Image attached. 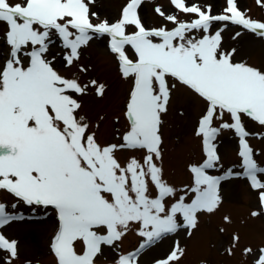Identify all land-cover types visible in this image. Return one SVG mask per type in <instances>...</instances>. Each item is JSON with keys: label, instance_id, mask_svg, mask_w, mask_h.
Returning a JSON list of instances; mask_svg holds the SVG:
<instances>
[{"label": "snow or ice", "instance_id": "1", "mask_svg": "<svg viewBox=\"0 0 264 264\" xmlns=\"http://www.w3.org/2000/svg\"><path fill=\"white\" fill-rule=\"evenodd\" d=\"M142 2L126 0L119 18L110 21L91 11L95 0H0V40L8 49L0 56V193L30 208L54 210L58 228L50 248L56 264H95L104 246L118 247L133 224L142 241L134 251L117 252L113 264H139L140 253L164 237L182 228L191 235L198 214L218 207L221 182L234 175L249 182L264 208V166L254 158L243 124L247 117L264 127V70L235 62L236 49H224L222 36L231 25L242 29L233 39L243 31L264 38V21L250 18L236 0H224L215 15L211 5L170 0L177 13L191 19L157 6L155 12L167 23L149 28L139 15ZM256 3L264 6V0ZM97 37L107 38L122 78L131 80L119 143L98 142L80 114L78 98L89 89L102 96L105 85L62 74L56 55L50 58V45L58 41L62 67L86 73L87 67L79 65L81 49ZM172 81L205 102L195 130L202 159L189 165L191 181L181 191L164 179L155 162L161 158V114L177 86ZM222 129L239 138L242 173L209 174L220 165L215 142ZM121 150L144 155L122 164L116 156ZM9 208L17 204L0 201V228L23 219ZM238 240L233 236V246ZM0 251L7 254L0 264H12L18 241L0 232ZM244 253L252 254L253 264H264V247ZM183 254L175 241L154 264H176Z\"/></svg>", "mask_w": 264, "mask_h": 264}, {"label": "rangeland", "instance_id": "2", "mask_svg": "<svg viewBox=\"0 0 264 264\" xmlns=\"http://www.w3.org/2000/svg\"><path fill=\"white\" fill-rule=\"evenodd\" d=\"M189 4L197 3L201 7L211 5L212 14H219L224 7V0H187ZM239 9L250 18L264 21V6L256 0H236ZM126 0H95L91 11L98 14L99 20L107 18L115 21L119 18L121 9ZM159 6L165 14H177L182 20L191 19L182 13H177L170 0H143L139 8V15L146 27L165 25L156 12ZM99 22L93 19V23ZM171 27L170 24L167 25ZM219 25L213 27V31ZM131 31V29H129ZM242 31L238 26H229L223 33V47L236 49L233 57L235 62H247L264 70V38L243 31L242 35L233 39L236 32ZM4 28L0 27V37ZM7 46L0 40V56L7 54ZM62 50L59 42L50 45V58L52 54L57 57L56 67L62 74L76 73L82 82L94 78L105 85L102 96H97L94 89L88 94L79 97L82 108L80 114L87 117L92 129L96 132L100 143H119V137L126 128L124 111L128 99L131 80L122 78L117 61L107 47L106 37L94 38L81 49L79 65L87 67L86 73H79L77 68L65 69L60 63ZM176 83L166 113L161 114L160 145L161 158L156 162L163 170L164 179L178 191L190 184L191 176L188 167L202 159L201 138L195 135L199 119L205 110V102L191 90ZM227 119V117H226ZM248 143L254 150V158L260 166H264V127L247 117L243 118ZM98 126V127H97ZM217 152L220 156V165L209 170L211 175H225L228 169L233 173H242L241 160L238 156L239 138L233 130L222 129L216 140ZM142 151L130 152L121 150L116 153L123 164L130 156L142 158ZM264 179V177H262ZM221 202L211 213L200 212L198 224L188 235L186 229H181L175 239H169L165 244L158 245L146 254L145 248L139 255V264H154V260L164 257L179 241L184 249L183 256L176 264H253L252 254H245V248L257 251L264 247V208L260 206L258 194L252 190L249 182L242 176H232L221 182L219 189ZM0 201L6 206L16 203V209H8L23 219L13 221L14 227L1 228L3 234L18 241V258L12 264H56V258L51 251L50 243L58 228L56 214L51 208L28 207L22 202L18 203L14 197L7 193H0ZM256 211L258 215L252 216ZM49 216L54 218L49 231H43L45 220ZM228 217V222L225 221ZM137 226L131 225L127 234L118 247L109 250V255H98L95 264H113L116 253L124 254L134 251L142 241L136 234ZM223 229V232L220 231ZM53 231V233H52ZM175 234L169 235L172 237ZM233 236H238V242L233 246ZM159 242V241H158ZM157 242V243H158ZM107 247V246H106ZM231 249V254H229ZM0 251V260L6 257Z\"/></svg>", "mask_w": 264, "mask_h": 264}, {"label": "bare ground", "instance_id": "3", "mask_svg": "<svg viewBox=\"0 0 264 264\" xmlns=\"http://www.w3.org/2000/svg\"><path fill=\"white\" fill-rule=\"evenodd\" d=\"M53 220H54V218L52 217V216H49L48 218H47V220H45V227L43 228V231L42 232H44V230L45 231H49L50 230V225L53 223ZM16 225V223H14V222H11L9 225H7V227L8 228H11V227H14ZM1 229V228H0ZM4 229V228H3ZM0 232H2L1 230H0ZM52 233H53V231H52ZM180 234V231L178 232V233H176L175 235H173L172 237H168V236H166V237H164L163 239H161L158 243H156L155 245H153V246H151V247H149V248H147L145 251H144V253L146 254L149 250L150 251H152L155 247H157L158 245H163V244H165L167 241H169V239H175V238H177V236ZM109 248L108 247H106V246H104V249H103V254L102 255H104V256H108L109 255Z\"/></svg>", "mask_w": 264, "mask_h": 264}]
</instances>
